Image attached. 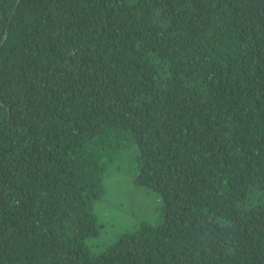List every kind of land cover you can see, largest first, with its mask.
<instances>
[{"label":"trees","instance_id":"16d2710c","mask_svg":"<svg viewBox=\"0 0 264 264\" xmlns=\"http://www.w3.org/2000/svg\"><path fill=\"white\" fill-rule=\"evenodd\" d=\"M0 264H264V0H0Z\"/></svg>","mask_w":264,"mask_h":264},{"label":"rangeland","instance_id":"374dc122","mask_svg":"<svg viewBox=\"0 0 264 264\" xmlns=\"http://www.w3.org/2000/svg\"><path fill=\"white\" fill-rule=\"evenodd\" d=\"M132 179L133 178H131L128 182H126L123 185L125 187V194L123 196L124 199H125V202L123 203L124 206H122V205L121 206L123 207L124 211H125V209H127V211H125V212H128V207H129V205H128L129 198H128L127 194L129 193V190L132 188V186L134 184ZM145 192H143L141 189L137 188V190H136L134 188L131 191V193H130V194H134V195H130V196H131V198L133 200L134 205L137 206L136 210H138L139 213H140V212H142L141 210H143L145 208L146 210H148V213H150V215L148 217H151L152 214H154V212H155V208L157 207L158 202H157V198L155 197L156 195L154 193H151V192L147 191L148 193L146 192V194H145ZM116 195L117 196H122V190H117ZM139 199L142 200V202H139ZM143 202L145 203V205H144ZM110 209H112L110 207V205L106 206L105 218L107 220H110V224L115 223L114 222L115 221L114 215H116L117 216V220L119 222H121V220H122L121 216L124 215L123 213H121L123 211H120L122 208L115 209V212L114 211H110ZM117 220H116V224H117V227H118L119 223H117Z\"/></svg>","mask_w":264,"mask_h":264}]
</instances>
